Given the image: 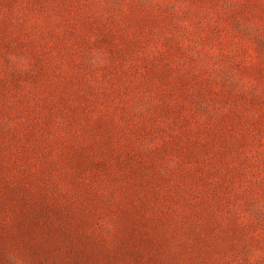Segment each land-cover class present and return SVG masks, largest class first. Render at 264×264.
<instances>
[{
    "label": "rangeland",
    "instance_id": "1",
    "mask_svg": "<svg viewBox=\"0 0 264 264\" xmlns=\"http://www.w3.org/2000/svg\"><path fill=\"white\" fill-rule=\"evenodd\" d=\"M0 264H264V0H0Z\"/></svg>",
    "mask_w": 264,
    "mask_h": 264
}]
</instances>
